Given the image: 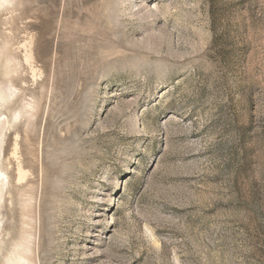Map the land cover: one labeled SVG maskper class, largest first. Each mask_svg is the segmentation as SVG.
<instances>
[{
	"label": "rangeland",
	"instance_id": "374dc122",
	"mask_svg": "<svg viewBox=\"0 0 264 264\" xmlns=\"http://www.w3.org/2000/svg\"><path fill=\"white\" fill-rule=\"evenodd\" d=\"M0 264H264V0H0Z\"/></svg>",
	"mask_w": 264,
	"mask_h": 264
}]
</instances>
